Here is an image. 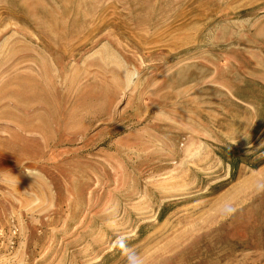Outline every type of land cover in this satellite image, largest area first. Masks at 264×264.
I'll list each match as a JSON object with an SVG mask.
<instances>
[{
    "label": "rangeland",
    "instance_id": "374dc122",
    "mask_svg": "<svg viewBox=\"0 0 264 264\" xmlns=\"http://www.w3.org/2000/svg\"><path fill=\"white\" fill-rule=\"evenodd\" d=\"M261 186L264 0H0V264H264Z\"/></svg>",
    "mask_w": 264,
    "mask_h": 264
},
{
    "label": "trees",
    "instance_id": "16d2710c",
    "mask_svg": "<svg viewBox=\"0 0 264 264\" xmlns=\"http://www.w3.org/2000/svg\"><path fill=\"white\" fill-rule=\"evenodd\" d=\"M232 168H235V165L231 163Z\"/></svg>",
    "mask_w": 264,
    "mask_h": 264
},
{
    "label": "clouds",
    "instance_id": "9594fccd",
    "mask_svg": "<svg viewBox=\"0 0 264 264\" xmlns=\"http://www.w3.org/2000/svg\"><path fill=\"white\" fill-rule=\"evenodd\" d=\"M261 187H264V186H261Z\"/></svg>",
    "mask_w": 264,
    "mask_h": 264
}]
</instances>
